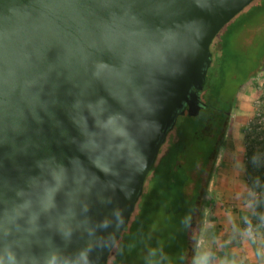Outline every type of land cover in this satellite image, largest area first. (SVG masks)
Returning a JSON list of instances; mask_svg holds the SVG:
<instances>
[{"label": "water", "instance_id": "water-1", "mask_svg": "<svg viewBox=\"0 0 264 264\" xmlns=\"http://www.w3.org/2000/svg\"><path fill=\"white\" fill-rule=\"evenodd\" d=\"M252 1L0 0V264H106Z\"/></svg>", "mask_w": 264, "mask_h": 264}, {"label": "trees", "instance_id": "trees-1", "mask_svg": "<svg viewBox=\"0 0 264 264\" xmlns=\"http://www.w3.org/2000/svg\"><path fill=\"white\" fill-rule=\"evenodd\" d=\"M237 14L239 18L232 27L234 38L241 48L252 49L246 44V38L247 35L259 36L262 32L259 27L264 23V0L252 6L248 4ZM258 36L254 37L253 45L259 42ZM227 44L224 40L222 53L229 55L231 50ZM231 61H234L233 72H227L224 62L218 61V67H213L216 78L210 82L209 93L217 99L220 91L226 89L229 93L230 90L225 106L213 107L208 112L204 102L195 114H179L181 119L172 125L177 131L161 145L130 219L111 248L106 264H193L205 190L222 144L232 97L238 87L255 74V70L250 69L237 82L227 84L228 76L238 70L236 55L233 54ZM254 142L260 146L248 151L255 155L246 166V180L252 192L264 194V134L261 139L256 137ZM257 200L255 211L261 219L262 200Z\"/></svg>", "mask_w": 264, "mask_h": 264}, {"label": "rangeland", "instance_id": "rangeland-1", "mask_svg": "<svg viewBox=\"0 0 264 264\" xmlns=\"http://www.w3.org/2000/svg\"><path fill=\"white\" fill-rule=\"evenodd\" d=\"M259 1L260 0H253L250 3V6ZM237 15L219 30L210 44L211 64L207 68L208 84L205 83V90L203 91V95L201 97V100L204 101L208 106V112L212 111L213 107L222 108L226 103V100L224 98L221 99L218 97L217 99L215 98V96H211L209 93V91L212 89L210 82L216 78L215 75L213 76V67L214 69H216L219 63L224 62L226 71L229 72L232 70V73L233 69L235 68L234 61H231L234 54L236 55V58L239 62L237 66L238 70L236 71V79L234 80L235 82L240 80L250 69L255 70V74L248 77L242 83V85L238 87L232 97L229 115L227 118V126L223 135L222 144L216 153L215 161L211 167L210 180L205 190L204 202L202 204V215L199 222V228L196 231L197 241L195 253L193 256V264L232 263L234 253H232L230 246L231 240L227 237V235L229 234L227 233L226 235V233L223 231L224 225L222 224V219L218 215L217 211L216 202H218L219 198L217 197V199L215 196H211V193L216 194L217 192L213 189L214 179H212V177L217 174L216 172L219 169H221L222 172L224 167H228L227 165L223 166V164L225 162L228 163V161H226L225 159L228 160L232 157L238 159V163L246 173V166L250 164L253 156L255 155H250L248 151L250 149L253 151L257 150L260 144L254 142V140H256V137L258 139H261L264 134L262 132L264 130V59L262 60L261 64L256 67V59L251 60L254 54L253 51L256 50L255 47L249 50L241 48V44L237 40H235L232 32V27L235 24V21L239 18V15ZM224 40L228 41L227 46L231 50H229V55L222 53V50L224 48ZM253 43L254 38L247 40L246 42V44L250 46H253ZM179 119H181V116L178 115L175 123L176 121L178 122ZM176 131L177 128L172 126L168 131L164 143L168 142L169 137L174 136ZM218 158L220 160V163L216 167L214 164L216 163V159ZM214 168L217 169L215 173ZM210 182L212 184L211 187ZM259 198L260 200H262L261 206L263 212L264 194L257 193L256 201H258L257 199ZM261 218H263V216H261Z\"/></svg>", "mask_w": 264, "mask_h": 264}, {"label": "crops", "instance_id": "crops-1", "mask_svg": "<svg viewBox=\"0 0 264 264\" xmlns=\"http://www.w3.org/2000/svg\"><path fill=\"white\" fill-rule=\"evenodd\" d=\"M236 159H225L228 163L223 166L228 167L222 172L214 168L217 174L212 177L213 189L217 192L211 196L219 198L216 202L218 215L224 225L223 231L229 234L234 253L231 264H264V210L263 218L259 219L254 206L257 193L249 189L245 170ZM219 163L218 158L214 165L217 167Z\"/></svg>", "mask_w": 264, "mask_h": 264}, {"label": "flooded vegetation", "instance_id": "flooded-vegetation-1", "mask_svg": "<svg viewBox=\"0 0 264 264\" xmlns=\"http://www.w3.org/2000/svg\"><path fill=\"white\" fill-rule=\"evenodd\" d=\"M262 22H264V21H262ZM259 28H260L259 31H262L259 36L257 34L253 35V36L252 35H247V38H246V40H250L251 38H254V37L256 38L258 36L257 39H258L259 42L252 46L253 48L255 47L256 50L253 51L254 52L253 58H251V60L256 59L255 60V62L257 64L256 67L259 66L261 64L262 60L264 59V23ZM207 70L208 69H206V80L204 82V85H205V83L207 81V77H208ZM235 79H236V74L235 73L231 74L230 76H228L227 84L228 83H232ZM204 85H203V88H204ZM224 90L226 91V89H224ZM225 91H223V90L220 91V93L218 94V97L221 98V99L224 98L226 101H228V98L230 97L231 92L229 91V93H227ZM201 93H202V91H201ZM201 93L199 94L197 99H194L190 103V107H191V109L193 111H195L196 108L199 107V109L197 111V112H199L200 109H201L202 104H204V101H202L201 98H200Z\"/></svg>", "mask_w": 264, "mask_h": 264}]
</instances>
